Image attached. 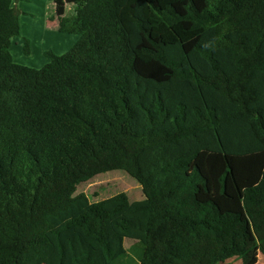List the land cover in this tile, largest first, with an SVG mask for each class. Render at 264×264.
I'll use <instances>...</instances> for the list:
<instances>
[{
    "label": "trees",
    "instance_id": "1",
    "mask_svg": "<svg viewBox=\"0 0 264 264\" xmlns=\"http://www.w3.org/2000/svg\"><path fill=\"white\" fill-rule=\"evenodd\" d=\"M14 1L0 0V264H257L264 0H56L59 27L74 5L82 34L40 68L10 52ZM111 171L144 198L75 194Z\"/></svg>",
    "mask_w": 264,
    "mask_h": 264
},
{
    "label": "rangeland",
    "instance_id": "2",
    "mask_svg": "<svg viewBox=\"0 0 264 264\" xmlns=\"http://www.w3.org/2000/svg\"><path fill=\"white\" fill-rule=\"evenodd\" d=\"M19 13L20 36L12 39L10 51L14 61L31 68H40L48 62L45 52L63 55L71 48L82 34L80 26H74L75 7L65 5L66 29L59 27V17L54 11L55 0H15ZM57 19V20H56ZM29 47H25V44ZM29 51V54H26ZM84 194L90 202H97L119 193L126 194L129 201L142 200L141 186L123 171H111L94 176L76 187L75 194ZM134 241L126 240L124 246L129 255ZM225 264H240L237 259H230ZM257 264H264V257H258Z\"/></svg>",
    "mask_w": 264,
    "mask_h": 264
},
{
    "label": "crops",
    "instance_id": "3",
    "mask_svg": "<svg viewBox=\"0 0 264 264\" xmlns=\"http://www.w3.org/2000/svg\"><path fill=\"white\" fill-rule=\"evenodd\" d=\"M56 1V0H55ZM54 9H55V5H54ZM57 20V19H56ZM11 52V51H10ZM25 66H27V65H25ZM38 68V67H37Z\"/></svg>",
    "mask_w": 264,
    "mask_h": 264
}]
</instances>
